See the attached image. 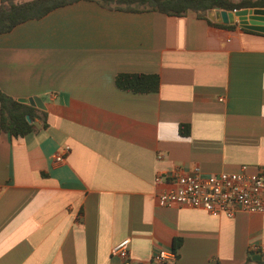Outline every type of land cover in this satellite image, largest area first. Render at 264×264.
I'll return each mask as SVG.
<instances>
[{
  "label": "crops",
  "instance_id": "0c3cea01",
  "mask_svg": "<svg viewBox=\"0 0 264 264\" xmlns=\"http://www.w3.org/2000/svg\"><path fill=\"white\" fill-rule=\"evenodd\" d=\"M202 16L81 0L0 34V89L39 98L47 124L0 131V264H264V211L157 204L175 170L264 169V33ZM120 73L156 75L158 91L120 90Z\"/></svg>",
  "mask_w": 264,
  "mask_h": 264
},
{
  "label": "trees",
  "instance_id": "16d2710c",
  "mask_svg": "<svg viewBox=\"0 0 264 264\" xmlns=\"http://www.w3.org/2000/svg\"><path fill=\"white\" fill-rule=\"evenodd\" d=\"M81 0H31L19 2V0H0V34L10 32L17 25L28 21L37 20L50 11ZM95 2L107 10L142 13L158 12L167 16H184L188 12L202 14L210 10L234 11L250 8H264V0H84ZM210 23L209 21H207ZM232 29L233 25H223ZM248 33H256L245 30ZM114 85L123 91L144 94L157 92L159 78L156 75L120 73L114 77ZM29 117L30 123L27 122ZM39 120L41 127L46 128V113L29 105L18 102L5 94L0 89V131L12 138L24 137L37 130L34 122ZM178 133L182 137L189 134L187 125H179ZM180 246V240H176L173 252ZM248 262L250 260L248 259ZM166 264H174L167 262ZM257 264H263L259 260Z\"/></svg>",
  "mask_w": 264,
  "mask_h": 264
},
{
  "label": "built area",
  "instance_id": "2783aa9c",
  "mask_svg": "<svg viewBox=\"0 0 264 264\" xmlns=\"http://www.w3.org/2000/svg\"><path fill=\"white\" fill-rule=\"evenodd\" d=\"M69 147L54 155V161L64 160ZM171 181L166 190L157 195L160 207L186 206L202 210L215 218H233L238 212L261 213L264 211V169L241 165L235 172L202 174L198 168L190 171L175 170L165 175ZM1 191V189H0ZM128 240L112 248V254L127 257ZM175 258L172 252H157L152 264H166Z\"/></svg>",
  "mask_w": 264,
  "mask_h": 264
},
{
  "label": "water",
  "instance_id": "95a60500",
  "mask_svg": "<svg viewBox=\"0 0 264 264\" xmlns=\"http://www.w3.org/2000/svg\"><path fill=\"white\" fill-rule=\"evenodd\" d=\"M217 21L224 25L237 24L242 30H250L252 32L264 33V8L241 9L234 11L214 10ZM31 107L44 110V107L37 97L28 98L25 102H20ZM27 122L30 119L26 116ZM256 257L255 260H259Z\"/></svg>",
  "mask_w": 264,
  "mask_h": 264
},
{
  "label": "rangeland",
  "instance_id": "374dc122",
  "mask_svg": "<svg viewBox=\"0 0 264 264\" xmlns=\"http://www.w3.org/2000/svg\"><path fill=\"white\" fill-rule=\"evenodd\" d=\"M233 1H238V0H233ZM250 9H252V8H250Z\"/></svg>",
  "mask_w": 264,
  "mask_h": 264
}]
</instances>
